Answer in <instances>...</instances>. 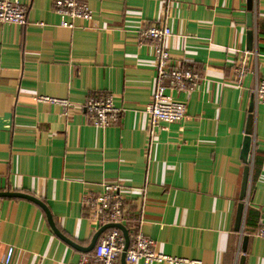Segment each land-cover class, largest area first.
Returning a JSON list of instances; mask_svg holds the SVG:
<instances>
[{
    "label": "crops",
    "instance_id": "obj_1",
    "mask_svg": "<svg viewBox=\"0 0 264 264\" xmlns=\"http://www.w3.org/2000/svg\"><path fill=\"white\" fill-rule=\"evenodd\" d=\"M20 1L28 24H0V118L12 113V124L0 126V192L38 198L55 228L36 202L0 197V260L13 245L14 264L77 263L101 228L85 199L119 181L124 225L141 229L156 251L197 262L191 264H241L242 256L244 264H264L257 234L264 222V105L254 94L264 79V0H253L251 50L248 0H80L94 19H76L74 28L61 25L55 0ZM162 22L172 30L170 64L201 79L192 91H170L186 102L187 117L151 135L146 106L155 57L139 31ZM105 95L123 111L100 128L84 104ZM43 96L68 100V114ZM247 158L250 185L237 231Z\"/></svg>",
    "mask_w": 264,
    "mask_h": 264
},
{
    "label": "built area",
    "instance_id": "obj_2",
    "mask_svg": "<svg viewBox=\"0 0 264 264\" xmlns=\"http://www.w3.org/2000/svg\"><path fill=\"white\" fill-rule=\"evenodd\" d=\"M55 11L61 16V25L74 28V20L81 19L91 22L94 11L88 3L80 0H55ZM11 23L27 25V7L20 0H0V24ZM139 33L144 42H150L155 57V87L152 100L146 106L149 115L150 134L153 135L157 127L182 122L187 117V104L177 99L171 92L192 91L200 81V74L192 68H179L170 64L171 57L166 41L172 34L166 22L143 26ZM247 65L238 69L243 76ZM171 91V92H170ZM257 103L264 105V79L254 88ZM40 100L60 103L65 114L71 103L66 99L43 96ZM90 122L100 128H107L115 124L121 117L122 109L115 104L113 95L90 96L84 104ZM102 191L88 196L85 206L92 219L102 227L109 223L125 224L127 221V200L123 194V187L119 181L104 182ZM131 243L126 251L128 263L142 264H191L197 263L184 257H175L155 250V241L147 237L141 229L134 232L129 230ZM257 234L264 238V222L258 227ZM125 248V237L118 228L107 229L91 253L83 254L77 263L73 264H121L120 258ZM16 247L9 245L0 264H14Z\"/></svg>",
    "mask_w": 264,
    "mask_h": 264
},
{
    "label": "water",
    "instance_id": "obj_3",
    "mask_svg": "<svg viewBox=\"0 0 264 264\" xmlns=\"http://www.w3.org/2000/svg\"><path fill=\"white\" fill-rule=\"evenodd\" d=\"M248 9L249 12L247 14V26L249 27V31L247 33V47L248 49H252L253 48V38H254V30L252 29L253 27V22H254V13H253V0H248ZM253 112H254V103L251 104L250 108H249V117H248V126H247V145H246V149L247 151H249V147H250V142L249 140H251V136H252V123H253ZM7 121V122H6ZM12 124V113H6L2 118H0V126L1 125H10ZM248 163L245 167L244 170V175H243V180H242V186H241V195H240V199H241V203L239 204V208H238V214H237V220H236V230L237 231H241L242 230V225H243V220H244V213H245V205H246V199H247V195H248V190H249V185H250V176H251V166L249 163V158H247ZM0 197H22V198H27L29 200H32L34 202H36L37 204H39L40 206H42L47 214L48 217L54 226V222H53V218L51 216V213L49 211V209L47 208V206L38 198L31 196L29 194H24V193H20V192H0ZM109 228H118L120 229L125 237V248L124 251L121 255V261L122 264H126V251L130 246L131 243V238H130V234H129V230L128 228L124 225V224H120V223H109L106 224L104 226H102L93 236L92 242L90 244V246L88 248H83L84 251L86 252H90L93 251L95 246L97 245V242L101 236V234L103 232H105L107 229ZM56 232L59 233L58 230H56ZM69 243H73L70 239L64 237ZM247 240H248V236H245L244 238V243H243V248L246 249V245H247ZM244 257L242 256L241 258V264H244Z\"/></svg>",
    "mask_w": 264,
    "mask_h": 264
}]
</instances>
